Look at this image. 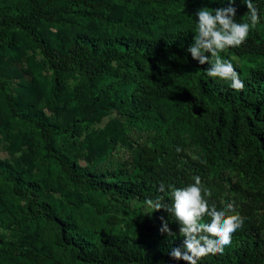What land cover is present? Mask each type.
I'll list each match as a JSON object with an SVG mask.
<instances>
[{
  "label": "trees",
  "instance_id": "obj_1",
  "mask_svg": "<svg viewBox=\"0 0 264 264\" xmlns=\"http://www.w3.org/2000/svg\"><path fill=\"white\" fill-rule=\"evenodd\" d=\"M253 3L259 11L260 23L250 31L244 45L221 53L224 59L246 62L245 69L234 66L245 83L241 92L231 89L228 82L207 77L205 69L210 65H199L187 52L196 32L195 12L202 7H227V0H0V52L12 46L19 34L44 56L46 66L55 77L76 66L91 84L108 76L114 67L125 74L138 72L139 61L153 63L155 58H151L150 48H154L158 55L183 60L197 72L195 111L199 112L201 104L212 109L213 129L217 135L223 133L224 154L233 159L243 147L264 164V0H253ZM115 4L144 8L146 18L158 21L153 31L144 22L139 24L141 32L157 35L152 46L129 42L122 36L100 38L94 35L95 22L110 25L112 29L127 25L125 21L103 16ZM233 6L237 9L236 22H249L246 5L236 0ZM53 24L71 28L72 35L62 44L49 40L45 36V26ZM206 55L210 57V54ZM6 109L9 116L1 123L0 135L9 142L11 149L33 152V144L45 149L48 156L39 157L41 164L52 178H60L74 188L70 197L76 205L86 200L101 207H113L116 203L117 212L128 216L120 227V217L98 222L89 212L82 222L69 218V214L63 213L52 198L47 197L40 182L25 179L0 160V181L9 204L18 209L28 224L44 226L55 233L56 247L72 252V259L76 262L185 264L169 255L172 248H183L175 218L164 210L149 216V209L143 202L164 196V202L170 203L166 193L157 191L161 183L167 192L168 185L184 187L193 183L194 176H199L202 184L211 189L210 204L214 202L221 210L226 203H234L235 210L246 218L244 226L233 235L232 244L224 249L223 254H209L199 264H264V173L263 181L259 180L257 184L258 178L250 175L254 188L260 182L262 187L245 189L241 187V181L225 172L222 155L191 159L182 150L179 135L161 128V120L165 117L173 120L177 117L170 104L165 111L158 112L159 123L153 125L167 138L154 136L148 143H132L126 133L114 130L115 155L125 150L132 152L129 153L131 157L123 154L108 162L111 166L115 164L114 168L94 174L78 164L86 148L80 141L82 127L90 116L73 118L69 109L65 120L57 124L36 111L18 116L12 105L6 104ZM110 144L111 140L102 136L90 141L89 146L94 148L97 161L108 156ZM214 166L220 168L215 177L210 174ZM54 190L64 192L59 183L55 184ZM161 216L168 221L175 237L159 232ZM208 220L205 217V221ZM10 249V242L0 240V253L8 255L7 261L0 264H44L49 257L54 264H68L56 255L47 257L32 252H26L22 259L15 253L19 261H14L8 254Z\"/></svg>",
  "mask_w": 264,
  "mask_h": 264
},
{
  "label": "rangeland",
  "instance_id": "obj_2",
  "mask_svg": "<svg viewBox=\"0 0 264 264\" xmlns=\"http://www.w3.org/2000/svg\"><path fill=\"white\" fill-rule=\"evenodd\" d=\"M103 16L110 20L125 21L127 25L112 29L110 25L95 22V36H122L128 38L129 42L138 41L148 46L155 43L156 34L147 35L139 28V24L144 22L153 31L158 24L156 19L145 17L144 8L115 4L105 11ZM72 33L71 28L61 24L45 26V36L57 44L64 43ZM149 50L151 58H155V61L149 64L139 61L138 72L122 74L114 67L108 76L91 84L76 66L55 77L46 66L44 56L18 34L14 44L0 52V127L4 118L9 116L6 104L12 105L18 116L21 113L31 114L36 111L57 124L65 120L66 110L69 109L73 118L90 116L82 127L80 141L84 142L86 148L81 153L78 164L82 169L94 174L100 170L106 172L114 168L116 165L111 166L108 162L122 157L123 154L131 157L129 153L132 152L125 150L115 155L117 142L112 139L114 130L126 133L132 143H148L154 136L167 138L163 132L159 134L153 125L159 123L158 112L165 111L166 106L170 104L176 110L177 117L175 120L165 117L161 120V128L179 135L178 141L184 153L191 159L218 158L222 155L226 164L225 172L241 181L242 188H254L263 178L264 164L243 147L238 149L239 155L233 159L224 154L223 133L217 135L213 129L212 109L206 104H201L199 112L195 111V69L183 60L156 54L154 48ZM229 60L240 69L247 66L245 61L234 58ZM98 136L111 140L109 154L103 161L96 160L95 150L89 146L90 141ZM33 146V152L26 149L13 150L9 147V142L0 135V160L25 179L40 182L47 197H51L54 205L63 213L69 214V218H77L82 222L84 216L91 212L89 215L98 222L120 217L118 225L122 226L128 216L117 212L116 203L113 207H101L86 200L76 205L70 197L74 188L60 178L50 176L39 159L46 158L47 151L34 144ZM219 169L213 168L210 174L215 177ZM250 175L258 178L255 184ZM56 183L60 184L64 192L54 190ZM262 186L260 182L254 189L258 190L257 187ZM0 240L11 243L8 254L14 261H19L15 253L22 259L26 252H32L47 257L56 255L68 264H81L72 259V252H64L56 247L57 235L49 228L28 224L18 209L9 204L1 181ZM6 256L8 257L0 253V263L7 261ZM44 264H54V261L49 257Z\"/></svg>",
  "mask_w": 264,
  "mask_h": 264
},
{
  "label": "clouds",
  "instance_id": "obj_3",
  "mask_svg": "<svg viewBox=\"0 0 264 264\" xmlns=\"http://www.w3.org/2000/svg\"><path fill=\"white\" fill-rule=\"evenodd\" d=\"M227 2V7H202L195 12L196 32L187 52L199 65H210L205 69L207 77L228 82L231 89L241 92L245 89V83L240 73L232 61L224 59L221 53L244 45L250 31L260 23V16L253 0H241L247 7L249 22L238 23L235 19L237 9L233 6L236 0ZM206 54H210V57ZM177 151L180 149L177 148ZM157 191L166 193L171 202L165 203L164 196H157L154 200L146 199L143 204L149 209V216L164 210L179 225L183 248L174 247L169 253L175 261L199 264L209 254H223L224 249L232 244L233 235L244 226L246 218L235 211L234 203H226L221 210L214 202L209 203L211 189L202 184L199 176H194L193 183L184 187L168 185L167 192L161 183ZM205 217L209 218L207 222ZM159 219L162 223L159 232L167 234V237H175L176 233L170 229L168 221L163 216Z\"/></svg>",
  "mask_w": 264,
  "mask_h": 264
}]
</instances>
